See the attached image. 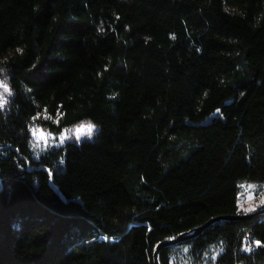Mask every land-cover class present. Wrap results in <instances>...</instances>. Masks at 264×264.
Returning a JSON list of instances; mask_svg holds the SVG:
<instances>
[{"label":"trees","instance_id":"16d2710c","mask_svg":"<svg viewBox=\"0 0 264 264\" xmlns=\"http://www.w3.org/2000/svg\"><path fill=\"white\" fill-rule=\"evenodd\" d=\"M0 69V264H154L159 243L255 212L240 198L264 183V0H0ZM35 120L100 131L36 154ZM181 250L264 264V216L160 264Z\"/></svg>","mask_w":264,"mask_h":264},{"label":"rangeland","instance_id":"374dc122","mask_svg":"<svg viewBox=\"0 0 264 264\" xmlns=\"http://www.w3.org/2000/svg\"><path fill=\"white\" fill-rule=\"evenodd\" d=\"M3 81L4 80H1ZM4 84H6L4 82ZM8 88V87H7ZM8 91L0 87V102L6 100ZM1 108V107H0ZM40 116V115H39ZM37 117V119L39 118ZM44 119L48 117H43ZM57 122V119H54ZM32 148L36 154H41L52 147H58L68 142L80 144L84 141H94L99 133V127L94 123H88L74 128L66 129L61 133L52 132L39 126L37 120L33 121ZM89 126H93L91 130ZM241 209L247 213L258 210L264 207V183H249L243 186V192L240 198ZM219 254L218 250H213L210 260L215 259ZM174 264H189L185 257V251L181 250L179 255L173 258Z\"/></svg>","mask_w":264,"mask_h":264},{"label":"water","instance_id":"95a60500","mask_svg":"<svg viewBox=\"0 0 264 264\" xmlns=\"http://www.w3.org/2000/svg\"><path fill=\"white\" fill-rule=\"evenodd\" d=\"M260 216H264V209H260L257 210L253 213L250 214H240V215H233V216H221V217H216L213 218L211 220H209L207 223H205L204 225H202L201 227L195 229L194 231H192L189 234H181L178 237L171 239V240H166L163 241L161 243H159L155 250H154V254H153V259H154V264H160L159 262V255L160 252L170 246H174L177 245L181 242H185L188 240H192L193 238L197 237L198 235H200L203 231H205L208 227H210L211 225H213L216 222H220V221H247V220H251L254 219L256 217H260Z\"/></svg>","mask_w":264,"mask_h":264},{"label":"snow or ice","instance_id":"6c2138e0","mask_svg":"<svg viewBox=\"0 0 264 264\" xmlns=\"http://www.w3.org/2000/svg\"><path fill=\"white\" fill-rule=\"evenodd\" d=\"M17 51H21V50L20 49H17ZM0 71H2V69H0ZM0 87L4 88L5 91H10V89L7 88V85L4 84L3 81H0ZM2 106H3V104H2V102H0V107H2ZM92 127L93 126H89V129L91 130Z\"/></svg>","mask_w":264,"mask_h":264}]
</instances>
